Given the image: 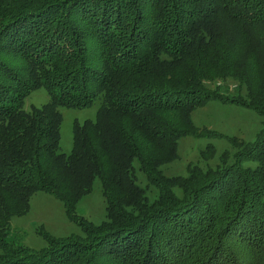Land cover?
I'll return each instance as SVG.
<instances>
[{"label":"trees","instance_id":"1","mask_svg":"<svg viewBox=\"0 0 264 264\" xmlns=\"http://www.w3.org/2000/svg\"><path fill=\"white\" fill-rule=\"evenodd\" d=\"M228 81L264 115V0H0V264H264V130L222 170L161 172ZM38 89L46 104L25 111ZM96 103L60 153L59 108ZM95 179L98 225L76 215ZM38 192L86 236L16 242L10 220Z\"/></svg>","mask_w":264,"mask_h":264},{"label":"rangeland","instance_id":"2","mask_svg":"<svg viewBox=\"0 0 264 264\" xmlns=\"http://www.w3.org/2000/svg\"><path fill=\"white\" fill-rule=\"evenodd\" d=\"M222 88L221 100H210L207 104L192 113L194 125L202 131L207 130L202 137L184 136L178 140V158L161 167L165 177L186 176L188 169L197 168L202 171L222 170L233 162L239 153H244V145L251 144L259 132L264 130V115H260L236 102L239 96L235 82L216 83ZM213 85L208 88L214 89ZM241 93V92H240ZM48 98L43 89L30 94L24 103V110L31 106L40 107L46 104ZM98 103L85 109L59 108L62 115L60 126L59 152L69 154L72 144V122L82 123L93 120ZM200 131V133H202ZM206 146H212L211 155H205ZM243 167L254 168L256 163L243 162ZM137 184L145 191L149 201L157 196V189L151 185L145 176L135 166ZM105 202L100 183L94 180L90 191L77 203L76 215L82 221L95 225L105 220ZM11 237L24 247L37 251L45 248L46 240L40 232L51 237L62 238L75 234L84 235L82 229L69 221L63 205L50 195L38 192L30 200L29 210L25 215L12 217L9 224Z\"/></svg>","mask_w":264,"mask_h":264}]
</instances>
